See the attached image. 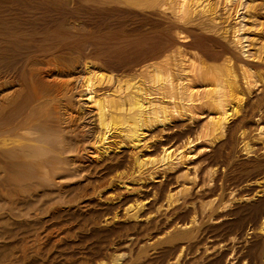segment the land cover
Instances as JSON below:
<instances>
[{"label":"bare ground","instance_id":"bare-ground-1","mask_svg":"<svg viewBox=\"0 0 264 264\" xmlns=\"http://www.w3.org/2000/svg\"><path fill=\"white\" fill-rule=\"evenodd\" d=\"M232 1L0 0V264H264V30ZM121 16L144 36L77 23Z\"/></svg>","mask_w":264,"mask_h":264},{"label":"rangeland","instance_id":"rangeland-1","mask_svg":"<svg viewBox=\"0 0 264 264\" xmlns=\"http://www.w3.org/2000/svg\"><path fill=\"white\" fill-rule=\"evenodd\" d=\"M222 1V0H221ZM236 1V2H235ZM261 1V2H260ZM235 2V3H234ZM259 2V3H258ZM239 3V4H238ZM248 3V4H247ZM253 3V4H252ZM255 3V4H254ZM226 3H224L223 4V6L225 5ZM236 4H238V5H236ZM259 4V5H258ZM262 5H264V0L262 1V0H240V2H239V0H233L232 1V3H229V4H227V6H226V8H225V11L223 12V14H225L224 15V17H228L229 15H231V18L229 19V23H231L232 25H234V23H236V22H239L240 23V25L239 26H237V28H236V31H237V29H238V31H240V32H238L239 33V35L241 36L242 35V37H244V39H243V42H245L244 44H245V46H249L247 49L249 50V53H252V54H255L256 53V51H257V48H256V46L258 45L257 43L255 44V42H256V40H257V38L258 37H256L257 36V34L260 32V33H262L263 32V30H264V24L262 25V24H260V23H263V19H260V16H261V14H262V8H264V6H262ZM233 6V7H232ZM235 6H237V8L235 7ZM251 6V7H250ZM252 6H253V8H252ZM257 6H259V8L257 7ZM247 9H246V8ZM261 8V9H260ZM230 9V10H229ZM255 9V10H254ZM236 10V11H235ZM239 11V12H238ZM248 11H250V12H248ZM254 11V12H253ZM261 11V12H260ZM254 14H253V13ZM257 13V14H256ZM252 14V15H251ZM259 14V15H258ZM227 15V16H226ZM254 18H253V17ZM258 16V17H257ZM233 17H234V19H233ZM244 17V18H243ZM246 17V18H245ZM70 18V17H69ZM116 18V17H115ZM115 18H113V19H111V21H110V18H108V20H106L107 18H90V20L88 19H83V20H80L79 18H78V20L77 21H79V22H77V23H79V24H83V25H85L87 28L86 29H88L89 27V29H90V31L92 32V35H93V37H94V39L95 38H99V36H101L102 35V33H105V32H103V31H105L106 30V32L109 30V29H115L116 31L118 30V31H120V33L121 34H123L125 37H129V38H131V35H132V37L133 38H142L143 36H144V31L145 30H147L148 28H147V22L145 23V21L143 22V20H142V18H137V17H134L133 16V18L132 17H124V16H121V17H117L116 19H119V21H120V25H119V21L118 20H114ZM68 19V18H67ZM94 19V20H93ZM99 19H101V20H99ZM72 20V19H71ZM107 22H106V21ZM113 20V21H112ZM140 20V21H139ZM233 20V21H232ZM257 20H259V21H257ZM261 20H262V22H261ZM99 21V22H98ZM102 21H104V22H102ZM236 21V22H235ZM258 23H257V22ZM81 22V23H80ZM113 22V23H112ZM114 22H116V23H118V25H114ZM123 22V23H122ZM99 23V24H98ZM102 23H103V25H102ZM123 25H122V24ZM128 23H129V26H128ZM133 23V24H132ZM143 23V24H142ZM111 24V25H110ZM112 24H113V26H112ZM137 24V26H135ZM141 24V25H140ZM257 24H259V25H257ZM94 25V26H93ZM97 25V26H96ZM122 25V26H121ZM124 25H126V26H124ZM130 25H131V27H130ZM147 25V26H146ZM104 28H103V27ZM112 26V27H111ZM124 26V27H123ZM143 26V27H142ZM260 26V27H259ZM96 29H95V28ZM119 27V28H118ZM140 27V28H139ZM239 27V28H238ZM258 27V28H257ZM107 28V29H106ZM109 28V29H108ZM143 28V29H142ZM147 28V29H146ZM137 29V30H136ZM139 29V30H138ZM241 29V30H240ZM97 30V31H96ZM95 31L97 32V33H95ZM127 32L130 34V36H128V34H127ZM124 33H126V34H124ZM259 33V34H260ZM142 34H143V36H142ZM92 37V38H93ZM247 38H249V39H247ZM252 40V41H251ZM254 40V41H253ZM254 42V43H253ZM248 44V45H247ZM251 44H253V45H251ZM256 46H255V45ZM255 46V47H254ZM257 47H259V46H257ZM94 47H88V49H86V51L84 52V50L83 51H80V54H81V56H83V57H86V58H88V59H91V60H94V61H99L100 62V60L98 59L97 60V58L95 57V52H93V49ZM255 50V51H254ZM251 51V52H250ZM84 52V53H83ZM93 52V53H92ZM253 52H255V53H253ZM91 54V56H90V54ZM93 54V55H92ZM93 57H95V58H93ZM257 61V60H256ZM113 63H112V65H117L118 63H120V64H118V65H121V66H126V65H128L129 64V62L128 61H120V62H118L117 60H113L112 61ZM115 62V63H114ZM116 62H118V63H116ZM127 63V64H125V63ZM123 63V64H122Z\"/></svg>","mask_w":264,"mask_h":264}]
</instances>
